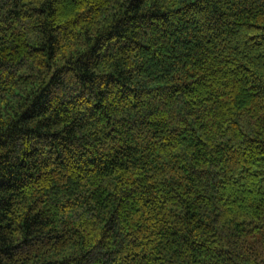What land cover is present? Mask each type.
Here are the masks:
<instances>
[{
  "label": "trees",
  "instance_id": "trees-1",
  "mask_svg": "<svg viewBox=\"0 0 264 264\" xmlns=\"http://www.w3.org/2000/svg\"><path fill=\"white\" fill-rule=\"evenodd\" d=\"M0 264H264V0H0Z\"/></svg>",
  "mask_w": 264,
  "mask_h": 264
}]
</instances>
